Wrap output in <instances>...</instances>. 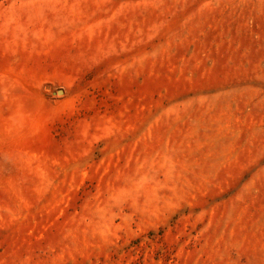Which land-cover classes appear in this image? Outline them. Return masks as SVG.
Returning <instances> with one entry per match:
<instances>
[{
  "label": "rangeland",
  "instance_id": "rangeland-1",
  "mask_svg": "<svg viewBox=\"0 0 264 264\" xmlns=\"http://www.w3.org/2000/svg\"><path fill=\"white\" fill-rule=\"evenodd\" d=\"M0 264H264V0H0Z\"/></svg>",
  "mask_w": 264,
  "mask_h": 264
},
{
  "label": "water",
  "instance_id": "water-1",
  "mask_svg": "<svg viewBox=\"0 0 264 264\" xmlns=\"http://www.w3.org/2000/svg\"><path fill=\"white\" fill-rule=\"evenodd\" d=\"M61 90H59V92H60Z\"/></svg>",
  "mask_w": 264,
  "mask_h": 264
}]
</instances>
